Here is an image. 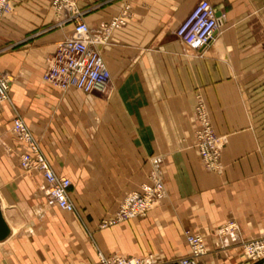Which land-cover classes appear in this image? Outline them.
Here are the masks:
<instances>
[{"label": "crops", "instance_id": "obj_1", "mask_svg": "<svg viewBox=\"0 0 264 264\" xmlns=\"http://www.w3.org/2000/svg\"><path fill=\"white\" fill-rule=\"evenodd\" d=\"M91 32L130 4L126 24L97 45L111 82L86 92L44 78L47 58L74 29L53 0H8L0 17V207L9 226L0 264H98V254L171 260L189 254L184 231L199 232L200 264H264L239 243L264 237V0H208L220 27L192 49L176 35L199 0H73ZM201 98L227 139L223 169L207 171L194 144ZM29 127L57 175L70 179L75 212L47 203L45 179L24 169L14 118ZM261 123V126H260ZM161 175L166 195L146 216L101 229L124 196ZM236 223L239 232L216 235Z\"/></svg>", "mask_w": 264, "mask_h": 264}, {"label": "built area", "instance_id": "obj_2", "mask_svg": "<svg viewBox=\"0 0 264 264\" xmlns=\"http://www.w3.org/2000/svg\"><path fill=\"white\" fill-rule=\"evenodd\" d=\"M52 4L58 12L70 15L69 17L74 20V29L70 35L58 43L55 53L47 58L45 80L61 89L75 87L86 92H93L106 88L112 77L97 45L107 43L113 31L126 24L130 4H126L119 15L102 25L95 33L91 32L73 0H53ZM9 10L11 7L8 0H0V17ZM219 27L220 19L215 7L208 0H199L189 17L176 29V35L188 47L194 50L203 49L214 39ZM9 91L10 79L5 72L0 71V102L8 100ZM202 120L198 131L199 142L207 138L206 131L209 129V124L203 116ZM12 131L24 147L19 158L21 167L35 169L44 176L47 203L69 212H75V205L70 200L68 192L71 181L54 172L22 118H14ZM209 138L200 145V149L206 161L213 163L218 159L219 153L211 140L212 137ZM162 192L163 183L158 179L151 185H144L141 191H132L123 199L113 222L144 215L147 209L155 204L157 197L163 195ZM237 230L238 227L234 224L221 228L224 234L235 233ZM186 237L191 250V255L187 257L159 260L153 256L106 255L99 252L98 264H198V258L207 253L204 237L199 233L191 232L187 233ZM244 253L254 261L264 259V240L261 244L258 242L247 244Z\"/></svg>", "mask_w": 264, "mask_h": 264}, {"label": "rangeland", "instance_id": "obj_3", "mask_svg": "<svg viewBox=\"0 0 264 264\" xmlns=\"http://www.w3.org/2000/svg\"><path fill=\"white\" fill-rule=\"evenodd\" d=\"M0 71H1V70H0ZM255 103H256L257 107H260V110H258V112H257L258 121H260V122L263 123V121H264V111L261 110V105H262V103H263V97H262V96H256ZM200 104H201V105H200ZM198 106L201 107L200 110H198V108H199ZM194 114H195V119H196V122H197V126H196V129H195V141H194V144H195V146H196V148H197V150H198V152H199L200 160H201L202 166H203L207 171H210V172H212V171H213V172H219V171H221V169H223V167H224V163H223V161H222V152H223V149H224V147H225V145H226L227 139H226V137H225L224 135H220V134H218L217 131L215 130V128H214V126H213V124H212L211 118H210V113H209L208 110L206 109V107H205L204 103L202 102V99H201V98L198 99V103H197V105H196V107H195ZM202 116H203L204 119L208 122V124H209L208 128H209V129L206 131V136H207V138H204L202 141L199 142V139H198V131H199L200 128H201V127L199 126V124H200V122L203 121V120H202ZM260 126H261V123H260ZM209 137H212L211 140L213 141L214 146L216 147L217 152L219 153V157H218V159L216 160V162L214 161L213 163H212L211 161H206V159H205V157H204V155L202 154V151H201V149H200V145H201L203 142H206L207 140H209V139H210ZM19 158H20V155H19ZM19 164H20V162H19ZM20 166H21V165H20ZM54 172H55V171H54ZM59 176H61V175H59ZM43 177H44V176H43ZM63 177H65V176H63ZM66 178H67V177H66ZM68 179H69V178H68ZM157 179L163 183V192H162L163 195H161L160 197H157L156 202H155V204H154L152 207H154L156 204L160 203V202L162 201V199H164V197H165V195H166L165 184H164V179H163V177H162L161 175H158V176L155 177L151 182H149V183H144V184L141 186V188H140L139 190H136V191H141V190L143 189V186H144V185H147V184H148V185H151V184H153ZM69 180H70V179H69ZM133 191H135V190H133ZM131 192H132V191L128 192V193L124 196V198H125L129 193H131ZM124 198H123V199H124ZM123 199H122V201H123ZM122 201L120 202V204H119V206H118V208H117V211H118V209H119V207H120ZM152 207H150L149 209H147V211L145 212L144 215H139V216H137V217H133V218H130V219H127V220H124V221H120V222H113V219L115 218V216H116V214H117V211H116L115 214H114V217H112V218H110V219H108V220L103 221V222L99 225V228H101V229H106V228H110V227H113V226L118 225V224L127 223V222H129V221H131L132 219H135V218L144 217V216L147 215L148 211H149ZM230 224H234V225H236V226L238 227L237 232H239V230H240L239 225L236 224V223L229 222V223H225V224H222V225L218 226L217 229H216V235L219 236V237H226L227 235L232 234V233L224 234V233L221 232V228L225 227L226 225H230ZM189 232H191V233H199V232H193V231H184V233H183V237H184V239H183V240L186 242V244H187L188 247H189V254L184 255V256H180V257H187V256L191 255L190 246H189V244H188V242H187V237H186L187 233H189ZM237 232H235V233H237ZM199 234H201V233H199ZM201 235H202V234H201ZM202 236H203V235H202ZM203 237H204V236H203ZM263 240H264V237H253V238H248V239H244L243 241H241V242L239 243V248H240V250H241L242 257H244V258H245L247 261H249V262L258 263V262L262 261L263 259L258 260V261H254V260L248 258V256H246V254L244 253V251H245V248H246L247 244H249V243H251V242H258V243L261 244V243H263ZM204 241H205V244H206V240H205V239H204ZM206 248H207V246H206ZM246 251H247V250H246ZM151 253L153 254V252H151ZM151 253H150L149 256H154V255H152ZM207 253H208V250H207ZM207 253H206V254H207ZM206 254H205V255H206ZM205 255H203L202 257H204ZM202 257L198 258V264L201 263L200 261H201V258H202Z\"/></svg>", "mask_w": 264, "mask_h": 264}, {"label": "water", "instance_id": "obj_4", "mask_svg": "<svg viewBox=\"0 0 264 264\" xmlns=\"http://www.w3.org/2000/svg\"><path fill=\"white\" fill-rule=\"evenodd\" d=\"M220 13L217 14L219 16ZM10 229L9 226L3 216L2 209L0 207V241L6 239L9 235Z\"/></svg>", "mask_w": 264, "mask_h": 264}]
</instances>
